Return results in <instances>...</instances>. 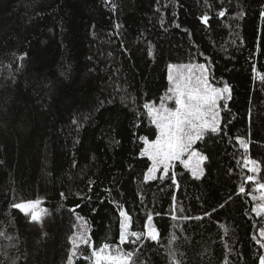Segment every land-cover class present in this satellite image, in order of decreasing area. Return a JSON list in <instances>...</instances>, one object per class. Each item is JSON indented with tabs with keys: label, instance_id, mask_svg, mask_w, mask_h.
Instances as JSON below:
<instances>
[{
	"label": "trees",
	"instance_id": "1",
	"mask_svg": "<svg viewBox=\"0 0 264 264\" xmlns=\"http://www.w3.org/2000/svg\"><path fill=\"white\" fill-rule=\"evenodd\" d=\"M189 65L226 91L204 175L147 180L148 108ZM263 208L264 0H0V264H70L78 220L72 264H264Z\"/></svg>",
	"mask_w": 264,
	"mask_h": 264
},
{
	"label": "rangeland",
	"instance_id": "2",
	"mask_svg": "<svg viewBox=\"0 0 264 264\" xmlns=\"http://www.w3.org/2000/svg\"><path fill=\"white\" fill-rule=\"evenodd\" d=\"M168 82L169 89L164 98L148 108V115L158 131V137L154 142L144 140L142 155L151 161L146 179L167 176L176 163H180L193 177L201 178L204 175L205 156L195 149V145L206 133L218 131L226 91L211 85L203 65L170 66ZM19 209L32 220H38L44 214L41 203L27 204ZM122 216V241L125 242L130 235L128 219L124 214ZM152 233L155 231L148 232L149 235ZM89 242V227L84 221L78 220L72 238L70 264L76 256L82 254L83 247L89 245ZM90 262L128 263L120 253L116 255L106 249L93 253Z\"/></svg>",
	"mask_w": 264,
	"mask_h": 264
}]
</instances>
